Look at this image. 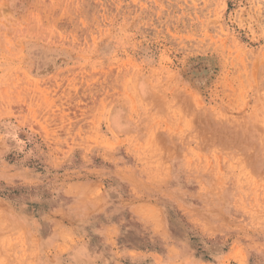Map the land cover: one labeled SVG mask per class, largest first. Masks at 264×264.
I'll return each mask as SVG.
<instances>
[{
	"label": "rangeland",
	"instance_id": "rangeland-1",
	"mask_svg": "<svg viewBox=\"0 0 264 264\" xmlns=\"http://www.w3.org/2000/svg\"><path fill=\"white\" fill-rule=\"evenodd\" d=\"M253 103L264 125V0H0V158L31 155L27 180L43 172L69 190L87 170L101 179L95 198L120 182L159 235L175 215L204 233L213 264H264V179L249 149L197 132L236 130ZM254 142L264 160V137ZM10 218L0 209V225ZM4 227L0 264H50ZM181 255L205 264L186 243Z\"/></svg>",
	"mask_w": 264,
	"mask_h": 264
},
{
	"label": "crops",
	"instance_id": "crops-1",
	"mask_svg": "<svg viewBox=\"0 0 264 264\" xmlns=\"http://www.w3.org/2000/svg\"><path fill=\"white\" fill-rule=\"evenodd\" d=\"M30 160L37 159L28 154L0 158V209L11 214L0 226L7 238L36 240L38 253L50 264H185V243L197 261L219 260L218 248L203 241L206 235L182 216L168 220L169 237L159 235L155 223L138 216V204L129 203L124 184H113L95 198L92 188L101 179L87 170L76 173L82 177L71 180L69 190L43 172L27 180L36 173L28 171Z\"/></svg>",
	"mask_w": 264,
	"mask_h": 264
},
{
	"label": "bare ground",
	"instance_id": "bare-ground-1",
	"mask_svg": "<svg viewBox=\"0 0 264 264\" xmlns=\"http://www.w3.org/2000/svg\"><path fill=\"white\" fill-rule=\"evenodd\" d=\"M208 91H209V87H206L205 88V92H208ZM185 105H186V99H185ZM234 106H236V105H234ZM255 106H256L255 103H253V104H251L249 106V109L247 110L249 114H247V112L244 111L241 114H239L237 116H234V118H235L234 120L236 122H238V127L236 128V130L230 129L227 125H224L222 123H214L215 124L214 125V124H211V123H208V122H202L201 125L197 128V132H198L199 137L203 141L208 140L211 137L215 136L217 138L218 147H220V148H225V149L226 148H239V147H242L244 149L245 148H248L249 151L248 152H245L246 161H248V167H249L250 171L253 174L257 175L255 177L256 180H263L264 179V171H261V168H262V165L264 164V160H262V158L259 159V158H257L255 156L256 152H259V147L255 144L254 140H255V135H258V134L264 137V125L260 123V121L258 120V117L255 115L256 114V112H255ZM119 115H120V112H117L116 115H115V118H114L115 122L117 121L116 122L117 125L118 124H122V123H120L121 121L119 120V118H120ZM249 115H252L251 116V119H248L247 118ZM220 116H221V113H220ZM262 123H263V121H262ZM230 131H232V133ZM247 131L249 132L248 134H247ZM190 139H191V137H190ZM157 143H159V141ZM162 149H160V150H162ZM217 150H219V149H217ZM174 152H175V150H174ZM252 156H255L256 158H252ZM240 166H239V168H240ZM223 179L224 178H220L219 179V182H216V184H215V186L213 188L214 189H216V188L219 189V185L221 183H223ZM241 206H243V205H241ZM256 212H258V214L264 215V208L256 209ZM261 255L262 254L260 252H258V251L255 253V256H257L259 260L260 259L261 260H264L263 259L264 258V255H262L263 257H261Z\"/></svg>",
	"mask_w": 264,
	"mask_h": 264
}]
</instances>
